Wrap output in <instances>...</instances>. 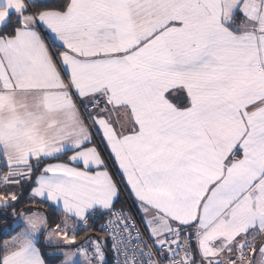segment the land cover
<instances>
[{
	"label": "snow or ice",
	"instance_id": "1",
	"mask_svg": "<svg viewBox=\"0 0 264 264\" xmlns=\"http://www.w3.org/2000/svg\"><path fill=\"white\" fill-rule=\"evenodd\" d=\"M0 222V264H264V0H0Z\"/></svg>",
	"mask_w": 264,
	"mask_h": 264
},
{
	"label": "trees",
	"instance_id": "2",
	"mask_svg": "<svg viewBox=\"0 0 264 264\" xmlns=\"http://www.w3.org/2000/svg\"><path fill=\"white\" fill-rule=\"evenodd\" d=\"M122 202H123V198H122ZM120 205H121V204L118 203L116 206H120ZM28 206H30V205H27V204H25V203H22L21 205H18V208L28 207ZM34 207L40 209L41 211L46 212L49 216L52 217L53 221L56 220V216L53 214L52 210L49 209V208L47 207V205L37 204V205H35ZM2 223H3V222H0V227H2ZM99 224H100V221H97V224L94 225V226H98ZM82 234H83V233H82Z\"/></svg>",
	"mask_w": 264,
	"mask_h": 264
},
{
	"label": "built area",
	"instance_id": "3",
	"mask_svg": "<svg viewBox=\"0 0 264 264\" xmlns=\"http://www.w3.org/2000/svg\"><path fill=\"white\" fill-rule=\"evenodd\" d=\"M128 203L130 204L131 201H129ZM125 206H126V205H125ZM116 207H117V209H119V208L121 207V205H120V206H116ZM100 223H103V221L101 220Z\"/></svg>",
	"mask_w": 264,
	"mask_h": 264
},
{
	"label": "crops",
	"instance_id": "4",
	"mask_svg": "<svg viewBox=\"0 0 264 264\" xmlns=\"http://www.w3.org/2000/svg\"><path fill=\"white\" fill-rule=\"evenodd\" d=\"M53 162H56V161H53ZM81 235H83V234L81 233Z\"/></svg>",
	"mask_w": 264,
	"mask_h": 264
}]
</instances>
